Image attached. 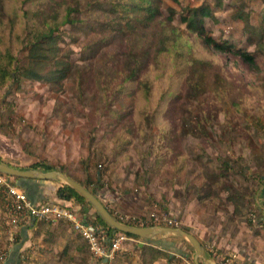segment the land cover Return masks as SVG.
Returning a JSON list of instances; mask_svg holds the SVG:
<instances>
[{
	"label": "rangeland",
	"instance_id": "374dc122",
	"mask_svg": "<svg viewBox=\"0 0 264 264\" xmlns=\"http://www.w3.org/2000/svg\"><path fill=\"white\" fill-rule=\"evenodd\" d=\"M219 1L220 4L217 3ZM242 1L245 3L244 10L250 12L249 23L255 28L258 26V31L264 34V14L260 13L264 10V2ZM163 3L164 11L166 6L175 10L172 17L180 27L185 25L182 17L186 16V12L181 11L183 6L187 4L197 8L206 5L211 16L202 17V22L213 38L226 40L245 50L254 48L248 42L243 21L230 15L235 0H164ZM61 29L64 51L76 64L86 67L87 63L94 62L93 66L101 77L112 67L119 69L124 65L120 61L124 48H112L107 35L98 44L94 57L88 59L84 58V54L90 50L88 46L95 34L72 27ZM96 36L102 37L103 34ZM78 68L72 70L59 90H55L50 83L31 80H23L19 85L9 84L0 90V157L4 161L18 168L28 167L36 161L51 164L55 169L62 168L71 178L94 189L106 207L121 220L137 225L180 227L189 233L191 230L196 232L197 220L203 214L209 215L205 210L208 212L210 207L198 205L196 201L218 200L216 194L222 182L212 183L208 179L212 170L221 165L222 159H228L236 170L242 168L240 163H248L254 168L252 174L264 175V89L245 86L244 80L254 77L251 70L238 69L235 65L228 67L227 72L240 84L236 94L208 89L196 93L194 97L185 96L179 102L174 116L167 120L170 128H176L177 149L182 163V170L175 173L169 162L155 164L157 155L151 153L148 136L162 132L164 125L157 120L152 124L132 119L130 123L136 122L134 135L114 132L118 114L124 108L131 110L133 100L131 102L128 97L127 102V99L115 96L109 104L96 85L90 89L86 87ZM120 72L118 70L114 82L118 83L123 73ZM233 94L236 98L231 97ZM125 139L131 141L127 146L122 143ZM241 150L250 154L249 161L244 154L241 155ZM5 177L9 183H15L12 177ZM231 177L241 182L236 173L231 172ZM54 182L60 183L59 180ZM6 205L7 196L0 186V225L3 227L0 252L7 241L11 242ZM88 208L92 209L94 217L93 208ZM72 233L71 239L76 235L74 231ZM157 237L162 239L159 242L162 244L166 237L178 240L179 236L159 233L154 236ZM179 238L183 241L181 246H187L191 252L185 257L180 255L178 260L185 259L184 264H194L190 244ZM152 240L153 237L145 242L154 245ZM78 241L84 244V249L77 251L76 260L71 264H106L104 257L95 254L83 239ZM202 242L203 250L215 264H227L229 258L233 259L231 264H244L237 255L223 253L211 242ZM128 243L131 242H124L114 257L108 259L109 264L127 262L123 254L120 255L123 258H118L116 254L130 246ZM62 245L57 252L38 253L34 249L31 252L28 246L29 249L25 248L21 253L26 257L25 264H38L47 257L56 258ZM161 250L168 254V249ZM137 261L142 264L140 254ZM169 261L158 257L151 264H166Z\"/></svg>",
	"mask_w": 264,
	"mask_h": 264
},
{
	"label": "trees",
	"instance_id": "16d2710c",
	"mask_svg": "<svg viewBox=\"0 0 264 264\" xmlns=\"http://www.w3.org/2000/svg\"><path fill=\"white\" fill-rule=\"evenodd\" d=\"M163 1L0 0V90L9 84L19 85L23 80L44 81L59 90L72 70L79 66V75L85 79L83 83L86 87L90 89L96 85V89L101 90V95L109 104L115 96L127 99V102L128 97L131 102L133 100L131 110L124 108L118 114L114 132L134 135L136 122L155 124L157 120L160 125L169 127L167 120L171 115L174 116L179 102L185 96L194 97L196 93L208 89L236 94L240 84L227 72L230 65L254 73L253 79L244 80L245 86L264 89V34L258 31V26L255 28L249 23L250 12L244 10L245 3L242 0H235L230 15L243 21L248 42L254 45L252 50L241 49L226 40L213 38L202 22V17L211 16L206 5L197 8L187 4L183 6L181 11L186 12V16L182 17L185 25L180 27L172 17L175 10L166 6L164 11ZM14 2L17 3L9 6ZM217 3L220 4V1ZM260 13L263 15L264 10ZM62 27L83 29L85 33L92 31L95 34L88 46L90 50L84 54V58L88 59L94 57L98 44L107 35L112 48H124L120 53L123 57L120 61L124 65L119 69L112 67L111 71H105L101 77L98 69L95 70L93 66L94 62L87 63L86 67L76 64L64 51ZM98 33L104 37L96 36ZM118 70L123 73L117 83L114 81ZM235 94L231 97L236 98ZM132 119L137 120L130 123ZM164 126L162 132L150 133L148 136L152 145L151 153L157 155L155 164L169 162L173 172L178 173L182 170V163L177 149L176 128ZM122 143L127 146L131 141L125 139ZM0 162L16 167L1 157ZM27 168L50 171L56 167L36 161ZM59 170L70 177L62 168ZM97 176L99 178L100 174ZM30 180L41 179L12 177V182L15 181L23 189L30 201H41L30 196L27 183ZM85 187L96 194L94 189ZM233 192L238 193L235 189ZM55 195L62 202L76 206L85 218L88 217L86 208L91 206L69 185L58 183ZM236 199L237 196H234L233 200ZM92 225L103 228L107 238L116 232L95 211ZM2 231L0 225V234ZM79 238L76 234L61 246L56 258L47 257L38 264H71L76 260L77 251L84 249V244L78 243ZM17 240L15 233L14 241ZM139 249L142 264H151L158 257L168 259L167 253L152 244H144ZM15 259L11 264L19 261V254ZM0 264H3L2 261Z\"/></svg>",
	"mask_w": 264,
	"mask_h": 264
},
{
	"label": "crops",
	"instance_id": "0c3cea01",
	"mask_svg": "<svg viewBox=\"0 0 264 264\" xmlns=\"http://www.w3.org/2000/svg\"><path fill=\"white\" fill-rule=\"evenodd\" d=\"M240 153L241 155L244 154L249 161L250 154L242 152V150ZM240 161L242 162L243 159L241 158ZM222 163L224 164L222 165ZM220 164L216 170H212L208 179L212 183L222 182L220 191L216 194L218 200L196 201L198 205L209 206L210 209H208V212L205 210L206 214L209 215L203 214L202 218L197 220L196 232H192L191 230V234L200 243H203L202 241L211 242L221 252L237 255V258L244 264H264V175L252 174L251 171L254 172V168L250 167L248 163L247 165L240 163L242 168L238 170L233 168L228 159H222ZM231 172L236 173L241 182H238L236 179L233 180ZM27 183L30 196H33L35 199L62 202L55 195L58 183L46 180H30ZM234 189L238 193H234ZM234 196L238 198L236 201L233 200ZM86 209L88 217L82 216L89 224H92L94 220L92 209L88 207ZM15 232L18 240L17 242L7 241L4 248L7 250V257L2 261L3 264H11L13 260H16L15 258L18 254L23 249L28 248V246H30V249H28L31 252L32 249L38 253L57 252L61 244H64L73 237V231L69 227L68 222L64 220L55 222L33 220L28 225L22 224L18 226ZM159 238L153 237L152 242L159 249L169 250L167 252L170 261L166 264L186 263L185 259L178 260L180 255L185 257L190 251L187 246H181L183 244V241L181 242L182 239L179 237L178 240L166 237L161 242L162 244H159L160 240H162ZM128 241L131 242L128 243L130 246L126 245L125 250L120 251V253L118 252L116 256L118 258L125 257L127 259V262L123 260L125 264H139L137 261V257L141 253L139 247L147 242L142 238L139 240L130 238ZM131 245H133V248H131ZM192 250V260L195 264V252L193 248ZM122 254L123 257L120 256ZM103 260L106 264H109L108 259L104 258ZM118 263L122 264V262ZM198 263L215 264L213 260L208 258L205 251L201 257H198Z\"/></svg>",
	"mask_w": 264,
	"mask_h": 264
},
{
	"label": "built area",
	"instance_id": "2783aa9c",
	"mask_svg": "<svg viewBox=\"0 0 264 264\" xmlns=\"http://www.w3.org/2000/svg\"><path fill=\"white\" fill-rule=\"evenodd\" d=\"M5 176L0 173V186L7 196L6 211L11 241L15 239V229L18 226L33 220L39 222L64 220L68 222L71 230L83 239L95 254L98 253V255L103 256L105 259L113 258L121 245L130 239L122 232H114L111 237L107 238L103 228L89 224L78 208L70 203L30 201L23 189L15 183H9ZM6 257L7 250L3 249L0 252V261L5 260ZM26 261L25 255L20 252L19 261L16 264H25ZM226 261L227 264H231L233 259L229 258Z\"/></svg>",
	"mask_w": 264,
	"mask_h": 264
},
{
	"label": "water",
	"instance_id": "95a60500",
	"mask_svg": "<svg viewBox=\"0 0 264 264\" xmlns=\"http://www.w3.org/2000/svg\"><path fill=\"white\" fill-rule=\"evenodd\" d=\"M0 173L9 177L28 178V179H41V180H59L61 183L69 185L78 194H80L93 210L100 216V218L110 227L113 231L127 233L138 236L144 240L154 237L159 233H170L185 239L194 249L195 264L198 263V257L204 253L201 243L196 237L185 231L180 227H170L161 225H135L120 220L113 213L109 211L102 200L82 183L68 177L59 169L50 171H42L36 168H18L0 162Z\"/></svg>",
	"mask_w": 264,
	"mask_h": 264
}]
</instances>
